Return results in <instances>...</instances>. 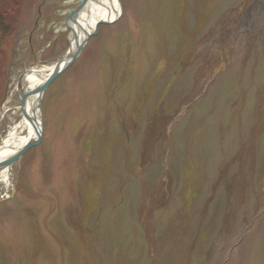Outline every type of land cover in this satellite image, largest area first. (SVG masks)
<instances>
[{"label":"rangeland","instance_id":"374dc122","mask_svg":"<svg viewBox=\"0 0 264 264\" xmlns=\"http://www.w3.org/2000/svg\"><path fill=\"white\" fill-rule=\"evenodd\" d=\"M30 3L0 139L22 116L19 74L63 56L78 0ZM120 3L0 183V264H264V0Z\"/></svg>","mask_w":264,"mask_h":264},{"label":"water","instance_id":"95a60500","mask_svg":"<svg viewBox=\"0 0 264 264\" xmlns=\"http://www.w3.org/2000/svg\"><path fill=\"white\" fill-rule=\"evenodd\" d=\"M112 0H108L110 8H108V13L110 14V9L112 10L114 17L111 15H106L105 17H95L94 22H90V17L92 15L90 11L89 0H79L77 7L69 14L67 25L71 29L72 35L69 38V47L63 57L56 63L53 70L50 73L44 72H35L30 69L24 71L18 80L16 94L21 101L23 106H27L29 111L34 116V135L30 140L21 148H19L12 155L2 159L0 161V170L6 168L8 165L13 163L17 158L21 156L26 150H28L38 137L40 136L41 123H42V113L40 110V101L42 95L48 86V84L57 77L61 72H63L67 67H69L79 54L85 42L92 36L95 35L98 31L99 24H109L114 22L121 12V3L120 0H117L118 9H115L111 3ZM106 6V5H105ZM85 11L86 18L81 17L82 12ZM82 21L89 28L87 31H83V34H75L73 29V24ZM28 73H34L36 76L43 78V82L33 90L26 91V85L24 84L25 76Z\"/></svg>","mask_w":264,"mask_h":264},{"label":"bare ground","instance_id":"6f19581e","mask_svg":"<svg viewBox=\"0 0 264 264\" xmlns=\"http://www.w3.org/2000/svg\"><path fill=\"white\" fill-rule=\"evenodd\" d=\"M105 3V0H89V4L94 7L95 15H98L99 11V15H105V12L108 11V9H106V11L104 10L103 5ZM111 3L114 8L117 7L116 0H112ZM83 12L85 13V11ZM108 15L111 14L108 13ZM83 27L85 28V25H80V23L73 24L74 33L81 34L83 31ZM53 65L51 66V68L53 67ZM34 70L39 71L37 70V67L34 68ZM26 79L28 80L27 88L34 91V89L36 88L35 86L40 82L39 79H37L34 74L30 73L27 74ZM21 115L22 116L20 120L15 124L11 125L5 133L4 137L1 138L0 159L13 153L15 149L23 145L28 140L29 136H33V114L27 109V107H24V112ZM24 131H26V135L22 136V133ZM0 183L3 184L5 188L11 185L10 167L0 171ZM3 197L4 195L0 192V200Z\"/></svg>","mask_w":264,"mask_h":264},{"label":"trees","instance_id":"16d2710c","mask_svg":"<svg viewBox=\"0 0 264 264\" xmlns=\"http://www.w3.org/2000/svg\"><path fill=\"white\" fill-rule=\"evenodd\" d=\"M30 0H0V102L5 94L12 37L20 25Z\"/></svg>","mask_w":264,"mask_h":264}]
</instances>
